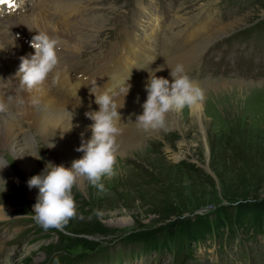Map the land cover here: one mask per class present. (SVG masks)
Wrapping results in <instances>:
<instances>
[{"label": "rangeland", "instance_id": "374dc122", "mask_svg": "<svg viewBox=\"0 0 264 264\" xmlns=\"http://www.w3.org/2000/svg\"><path fill=\"white\" fill-rule=\"evenodd\" d=\"M108 7L89 25L87 38L94 41L93 46L86 44L80 53L91 70L104 60L103 53L115 54L123 48L124 25L134 28L133 21L121 14L123 5L111 3ZM242 18L246 25L237 29L258 25L264 20V0L237 20ZM235 39L236 53L229 59L241 70L253 60L254 68L264 75V40ZM225 74V78L203 82L228 79L258 87L227 85L229 99L217 97L218 89L207 93L206 138L202 139L187 118L184 133L168 128L161 138L146 136L144 153L117 155V174L102 178L103 188L87 179L83 186L77 184L73 189L77 213L62 230H44L35 223V202L24 184L37 174L26 176L12 162L11 153L0 151L2 158L12 162L6 173L0 171V177L7 181L6 191L0 189V206L3 204L10 217L0 220V264H46L50 254L66 255L74 259L73 264H264V234L259 233L238 231L234 237L227 232L221 237L216 234L191 250L167 237L166 249L148 254L124 240L133 232L163 225L155 212L166 200L183 209L182 220L204 214L222 216L224 207L237 202L224 196V179L231 180L238 173L250 180L252 192L257 191L254 197L264 199V87H259L264 86V76L244 79L232 77L227 70ZM22 125L34 135L36 153L41 157L36 160L37 168L43 171L46 162L57 163L53 148L43 142L37 130L26 122ZM22 139L26 146V134ZM85 241L97 244L91 248Z\"/></svg>", "mask_w": 264, "mask_h": 264}, {"label": "bare ground", "instance_id": "6f19581e", "mask_svg": "<svg viewBox=\"0 0 264 264\" xmlns=\"http://www.w3.org/2000/svg\"><path fill=\"white\" fill-rule=\"evenodd\" d=\"M21 1L22 6L18 13L14 15H8L4 18V20H0V30H2L7 24L11 27V32H18L24 38L29 39V41L33 35L37 34L36 30H47L54 35H59L61 37V44H63L65 47L63 48L61 45V51L59 53L60 63L63 64L62 67L65 68L61 78L70 83V85L67 86L70 91L74 90L73 86L79 87L78 93L80 96H82L83 88H85L84 91L90 90V84L94 80L89 79L87 81V79L84 77V72H80L78 70L79 68L71 67L69 63L63 62V60L65 61L67 58L70 61H76L74 59L76 53H78L79 50L84 47L85 41L75 37L67 29V26L74 22L72 20V16L76 19L79 18V15L76 13L81 10L83 0ZM66 16H68V18H66ZM78 20L86 22L84 19L81 20L79 18ZM244 25L246 24L244 18H242L235 21L231 25H227L221 30L225 32L224 35H227L229 34L227 33L228 30L237 29V27ZM2 35H4L3 32ZM222 36H216L215 39H218ZM3 38L0 39V46L3 44ZM133 39L135 41L138 40L136 35L133 36ZM17 41L19 40L17 39ZM68 42L72 43L73 45L68 44ZM126 46L134 48L133 44ZM30 50L34 54V49ZM125 50L128 52V49ZM130 50L131 48H129V51ZM0 51L3 59L6 61V65H3L1 68L2 71H6L7 69L9 72H11V75L14 77V79H16V73L20 65V56L15 55L6 46H2ZM153 55V52L149 53V56ZM128 64V58L124 57V54L122 53L120 60H118V62L113 65L111 74L108 73L107 70L106 72L101 73L103 76L106 74L109 75L107 86H113L115 88L126 79V66H128ZM156 75L157 77L162 76L166 79H169L170 82L172 81V77L163 71L157 72ZM147 80L148 74L140 78L132 85L127 96L125 97L124 108L119 110L122 115V120L124 123H126V125L124 126L123 132L117 140L119 145L117 155L126 156L128 154H136L139 152L141 154L144 153L145 148L143 144L146 136L154 135L161 138L164 134V131H166L168 128L184 133V131H186L185 129L187 128V118L191 119V121L196 125L202 139L206 138L208 131L206 126L207 93L218 89L220 90V94H217V97H220V99H229L230 96H227L231 92H228L226 89L227 85H241L242 83L246 86L258 87V85H249L245 81L235 82L228 81V79L197 82L205 92V98L203 102L191 109L186 107L182 111L168 113L166 118V126L164 128L150 129L146 131L138 127L135 122L136 117L143 113L142 104L147 98V92L145 90V84ZM50 83L52 82L47 79L42 85L36 88L31 90L26 89L24 92V97L18 98L14 106L11 105L5 112H0V151H8L11 153L10 158L20 156L15 158L13 162H15L16 167L20 170V172L26 176H30L32 174L39 175L42 173V170L37 168V159L33 157L37 156L36 151L38 150L34 144V135L32 136L29 132L26 133L24 129L21 131L20 126L22 123L24 124V122H26L28 125L35 128L40 137L43 139V142H45V144L48 146H50V143L55 144L53 152L55 153V157H57L58 162L54 164H64L65 167H71L73 160L79 159L84 155L83 152L76 151V149L81 144V134L83 133L84 140H88L92 136L89 126L92 125L94 121L87 118L85 113L87 111H98V109L84 106L82 103H80V100H69L64 98L60 92L52 87ZM259 87L264 86L259 85ZM89 97L92 100L95 96L90 92ZM137 98H139L138 100L142 99L144 102H135ZM120 99L122 100L123 97L121 96ZM70 113L73 115L72 124L74 127L70 132L64 133L70 126ZM77 124L79 127H75ZM25 133V140L27 142L26 146L22 141V136L25 135ZM0 158H2L1 155ZM7 168H9L8 165L0 171L6 173ZM84 181L85 179H81L78 184L83 186ZM24 186L28 190L31 199L36 202L39 194V188L33 187L30 189L27 183H25ZM2 216L3 212H0V217Z\"/></svg>", "mask_w": 264, "mask_h": 264}, {"label": "clouds", "instance_id": "9594fccd", "mask_svg": "<svg viewBox=\"0 0 264 264\" xmlns=\"http://www.w3.org/2000/svg\"><path fill=\"white\" fill-rule=\"evenodd\" d=\"M36 32L37 34L33 35L29 41L34 54L28 53L19 57L20 65L16 78L21 89L31 90L42 85L50 74L57 71L60 64L61 37L47 30H36ZM18 38V34L13 36L10 32L11 48L17 46ZM147 71L148 80L145 84L147 98L142 104L143 113L136 117L135 123L138 127L146 131L164 128L168 113L179 112L186 107L191 109L203 102L205 98L203 88L191 78L182 63L170 68L171 82L162 76L157 77L156 73L163 71L162 66L155 70L147 69ZM128 79L120 85L118 90L106 89L99 93L96 91L99 87L96 81L90 84V92L95 96L94 103L99 108L98 111L85 113V116L94 123L89 126L92 132L91 138L84 140L82 133L81 144L76 149L84 155L73 160L71 167L46 162L42 173L32 176L27 181L30 189L39 188L38 197L33 205L32 219L44 230L53 228L62 230L68 220L75 217L77 202L73 189L81 179H87L92 185L103 188V184L100 183L102 178H112L117 174L119 149L117 140L126 125L119 110L124 108L125 97L132 87L130 83H127ZM2 80L0 78V81ZM8 99L11 100V97ZM7 108L8 103L0 97V112H5ZM89 108H91V102ZM72 119L73 115L70 113V126L64 133L73 129ZM54 147L55 144L50 143L49 148ZM17 157L20 156L15 158ZM33 157L38 160L41 158L40 155ZM15 158H11L12 162ZM11 163L7 159L0 158V170ZM6 183L7 181L0 177L2 192L6 191ZM0 212H3L0 219L10 218L3 204L0 206ZM53 264H59V260L54 258Z\"/></svg>", "mask_w": 264, "mask_h": 264}, {"label": "trees", "instance_id": "16d2710c", "mask_svg": "<svg viewBox=\"0 0 264 264\" xmlns=\"http://www.w3.org/2000/svg\"><path fill=\"white\" fill-rule=\"evenodd\" d=\"M247 179V180H246ZM223 180V179H222ZM226 187V188H225ZM225 197L236 200L234 206L224 207L222 216L212 217L211 214L196 215L192 219L182 220L183 209L175 208L174 201L160 202V208L155 212L160 227L133 232L124 240L130 244H137L147 252L160 251L168 247V239H175L181 248L192 249L206 241L213 235L235 236L238 231L245 234H264V199L255 198L257 191L252 192L253 185L244 174L238 173L233 179L225 180ZM253 193V194H252ZM250 198V196H252ZM88 247H93L95 241H85ZM54 258L59 264H73L74 259L66 255L50 254L46 264H53Z\"/></svg>", "mask_w": 264, "mask_h": 264}, {"label": "snow or ice", "instance_id": "6c2138e0", "mask_svg": "<svg viewBox=\"0 0 264 264\" xmlns=\"http://www.w3.org/2000/svg\"><path fill=\"white\" fill-rule=\"evenodd\" d=\"M6 2V0H0V3Z\"/></svg>", "mask_w": 264, "mask_h": 264}]
</instances>
